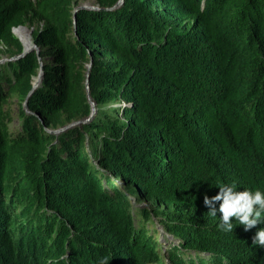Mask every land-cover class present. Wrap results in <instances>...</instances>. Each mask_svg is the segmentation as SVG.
Instances as JSON below:
<instances>
[{
    "label": "trees",
    "instance_id": "16d2710c",
    "mask_svg": "<svg viewBox=\"0 0 264 264\" xmlns=\"http://www.w3.org/2000/svg\"><path fill=\"white\" fill-rule=\"evenodd\" d=\"M81 1L0 0V264H264L203 203L264 189V0Z\"/></svg>",
    "mask_w": 264,
    "mask_h": 264
},
{
    "label": "clouds",
    "instance_id": "9594fccd",
    "mask_svg": "<svg viewBox=\"0 0 264 264\" xmlns=\"http://www.w3.org/2000/svg\"><path fill=\"white\" fill-rule=\"evenodd\" d=\"M219 190L215 195L203 198V203L208 207V213L218 217L217 227L222 232H232L235 224H242L245 229L254 227L258 222L264 221V189L237 190V183L215 184ZM218 202V207H217ZM234 218V219H233ZM233 221H236L234 223ZM252 243L264 246V228L255 233ZM112 256L103 255L97 264H107Z\"/></svg>",
    "mask_w": 264,
    "mask_h": 264
},
{
    "label": "water",
    "instance_id": "95a60500",
    "mask_svg": "<svg viewBox=\"0 0 264 264\" xmlns=\"http://www.w3.org/2000/svg\"><path fill=\"white\" fill-rule=\"evenodd\" d=\"M122 1H123V0H119V1H118L113 7H111L110 9H113V8L118 7V6L122 3ZM83 7L95 8V9L98 8V7H96V6H87V5H83ZM24 28H25L24 26H18V27L13 28V29H12V32H13V33H14V34L20 39V37H19L18 34L16 33V30H17V29H24ZM31 31H32V29H29L28 36H29L30 38H31V35H30ZM20 41H21L22 46H23V50H22V52H21L19 55L15 56V57H12V58H9V59L20 58V57H22L23 55H25L28 51H31V50H34V49H36V51H37V55H38V48H37V46L34 44V42L31 41V44L28 45V46L26 47L25 44L22 42L21 39H20ZM3 60H6V58L1 59L0 62L3 61ZM90 67H91V61H90V63H89L88 66H87L86 80H85V84H86V87H85V88H86V95H87L88 100H89V103H90V105H91V114H90L86 119L75 121V122H73V123H70V124L67 125V126H64L63 128H60V129H57V130H52L51 132H53V133H58L59 131H62V130H64V129L70 127V126H73V125H76V124H80V123H84V122L90 120V119L93 117V115H94V113H95V110H96V107H95V103H94V101H93V100L91 99V97H90V94H89V88H88V78H89ZM41 76H42V67H40L39 73H38L37 77L35 78V81H34V83H33V88L36 87V86L38 85V83H39V81H40V79H41ZM26 101H27V98L25 99L24 104H26Z\"/></svg>",
    "mask_w": 264,
    "mask_h": 264
},
{
    "label": "rangeland",
    "instance_id": "374dc122",
    "mask_svg": "<svg viewBox=\"0 0 264 264\" xmlns=\"http://www.w3.org/2000/svg\"><path fill=\"white\" fill-rule=\"evenodd\" d=\"M82 5H87V6H95V3L93 2V0H82L81 1ZM25 33H29V29L28 28H24L22 29ZM31 35V33H30ZM32 41V38H31ZM33 42V41H32ZM19 124V120H17L16 117H13L12 122L10 123L11 126H16ZM117 182H119V180H117ZM145 202H143L144 204ZM142 204V205H143ZM148 210V208H147ZM149 227L151 228H156L157 230V234H158V238L164 243V246L167 247V245L173 240L172 237L170 235L167 234V232H165V230L162 228V225L160 223V221L158 220V218L153 217L152 221L149 222ZM166 247L162 250V254L166 253Z\"/></svg>",
    "mask_w": 264,
    "mask_h": 264
},
{
    "label": "bare ground",
    "instance_id": "6f19581e",
    "mask_svg": "<svg viewBox=\"0 0 264 264\" xmlns=\"http://www.w3.org/2000/svg\"><path fill=\"white\" fill-rule=\"evenodd\" d=\"M16 33L18 34V36L26 47L31 44V38L22 29H17Z\"/></svg>",
    "mask_w": 264,
    "mask_h": 264
}]
</instances>
